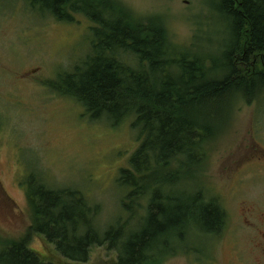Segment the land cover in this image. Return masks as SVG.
I'll return each mask as SVG.
<instances>
[{"label":"rangeland","instance_id":"obj_1","mask_svg":"<svg viewBox=\"0 0 264 264\" xmlns=\"http://www.w3.org/2000/svg\"><path fill=\"white\" fill-rule=\"evenodd\" d=\"M118 1L137 19L163 25L177 51L208 64L223 58L229 28L217 0ZM92 26L84 15L58 21L24 0H0V248L26 236L30 248L55 264L75 263L32 231L30 176L48 188L80 191L99 206L97 222L105 229L128 216V190L119 178L141 142L132 117L117 126L92 120L82 104L49 86L91 52ZM214 121L201 164L172 170L177 190L200 191L222 206L226 226L191 242L197 253L177 247L159 264H264V97L238 98ZM86 264H118V253L93 246Z\"/></svg>","mask_w":264,"mask_h":264},{"label":"trees","instance_id":"obj_2","mask_svg":"<svg viewBox=\"0 0 264 264\" xmlns=\"http://www.w3.org/2000/svg\"><path fill=\"white\" fill-rule=\"evenodd\" d=\"M24 1L58 21L75 22L78 14L89 18L91 52L49 86L82 104L92 120L117 126L132 117L141 137L119 178L128 190V216L103 229L99 206L80 191L48 188L32 174V231L75 264H86L91 248L105 244L118 253V264H159L177 247L195 251L191 242L199 235H220L226 211L200 191L177 190L172 167L201 164L210 125L234 100L264 97V0H217L229 37L223 58L211 64L177 51L163 25L137 19L118 0ZM142 196L144 203L138 201ZM0 264L55 263L30 248L25 236L0 248Z\"/></svg>","mask_w":264,"mask_h":264}]
</instances>
